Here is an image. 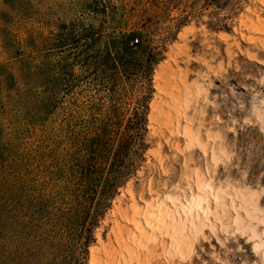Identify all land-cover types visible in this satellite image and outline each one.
I'll list each match as a JSON object with an SVG mask.
<instances>
[{"label":"rangeland","instance_id":"rangeland-1","mask_svg":"<svg viewBox=\"0 0 264 264\" xmlns=\"http://www.w3.org/2000/svg\"><path fill=\"white\" fill-rule=\"evenodd\" d=\"M247 2L0 0V264H88L125 188L186 185L180 154L162 144L166 173L151 154L167 136L150 132L148 116L170 50L193 94L203 87L194 123L223 135L229 155L216 172L264 187V124L253 108L264 67L233 44L227 65L224 52Z\"/></svg>","mask_w":264,"mask_h":264},{"label":"bare ground","instance_id":"bare-ground-1","mask_svg":"<svg viewBox=\"0 0 264 264\" xmlns=\"http://www.w3.org/2000/svg\"><path fill=\"white\" fill-rule=\"evenodd\" d=\"M237 21L231 42L225 44L227 65L233 63V44L249 62L264 67V0H248ZM235 35L245 42L243 48ZM217 37L228 38L225 32H218ZM179 54L170 50L168 59L155 71L156 91L150 103L148 127L153 135L167 133L151 150L164 173L167 166L164 167L162 144L183 157L186 185L179 181L167 185L164 181L157 190L149 179L147 194L125 188L122 199L112 207L105 238L99 237L98 245L90 250L88 264H230L232 253L241 256V264H264V187L222 179L216 172L229 153L221 133L213 137L194 123L199 106L196 96L203 87L196 88L193 94L187 83L188 70L179 65ZM218 55L223 58L221 53ZM202 63L208 65L206 61ZM239 69L235 64V70ZM203 98L209 101L208 96ZM260 98V104L253 108L256 120L264 124V96ZM217 121L221 122V118L217 117ZM228 131H233V126ZM196 153L209 157L210 162H189ZM206 243L211 249L208 259L198 252V248L207 252Z\"/></svg>","mask_w":264,"mask_h":264},{"label":"built area","instance_id":"built-area-1","mask_svg":"<svg viewBox=\"0 0 264 264\" xmlns=\"http://www.w3.org/2000/svg\"><path fill=\"white\" fill-rule=\"evenodd\" d=\"M137 41H138V39L135 37V38L131 39L130 43H131V45H134Z\"/></svg>","mask_w":264,"mask_h":264},{"label":"snow or ice","instance_id":"snow-or-ice-1","mask_svg":"<svg viewBox=\"0 0 264 264\" xmlns=\"http://www.w3.org/2000/svg\"><path fill=\"white\" fill-rule=\"evenodd\" d=\"M261 196H264V193H261Z\"/></svg>","mask_w":264,"mask_h":264},{"label":"trees","instance_id":"trees-1","mask_svg":"<svg viewBox=\"0 0 264 264\" xmlns=\"http://www.w3.org/2000/svg\"><path fill=\"white\" fill-rule=\"evenodd\" d=\"M130 41H131V39H130Z\"/></svg>","mask_w":264,"mask_h":264}]
</instances>
